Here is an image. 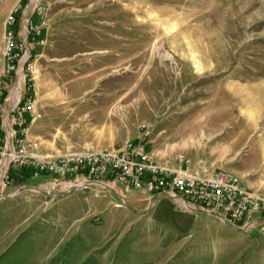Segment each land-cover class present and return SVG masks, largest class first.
<instances>
[{
	"label": "rangeland",
	"instance_id": "1",
	"mask_svg": "<svg viewBox=\"0 0 264 264\" xmlns=\"http://www.w3.org/2000/svg\"><path fill=\"white\" fill-rule=\"evenodd\" d=\"M11 13L20 40L31 27L19 62L32 66L34 112L13 133L26 157L142 141L160 164L187 157L264 198V0H0V79ZM13 168L0 264H153L167 248L119 184L142 188Z\"/></svg>",
	"mask_w": 264,
	"mask_h": 264
},
{
	"label": "built area",
	"instance_id": "2",
	"mask_svg": "<svg viewBox=\"0 0 264 264\" xmlns=\"http://www.w3.org/2000/svg\"><path fill=\"white\" fill-rule=\"evenodd\" d=\"M18 23L17 14L7 17L5 65L0 79V197L13 181L10 169L22 167L31 168L35 175H84L88 181H101L113 175L114 180L128 187L169 196L190 211L213 213L239 227L264 216V198L246 188L239 176L224 170L200 174L191 170L192 162L187 157L180 158L179 169L169 161L160 164L142 141L128 142L117 152L88 150L49 161L26 157L23 139L13 137V133L26 135L28 120L34 112V98L26 91L31 87L32 66L28 58L19 62L27 52L31 27L25 22L29 30L23 41L18 38Z\"/></svg>",
	"mask_w": 264,
	"mask_h": 264
},
{
	"label": "crops",
	"instance_id": "3",
	"mask_svg": "<svg viewBox=\"0 0 264 264\" xmlns=\"http://www.w3.org/2000/svg\"><path fill=\"white\" fill-rule=\"evenodd\" d=\"M200 168L192 166L191 170L206 174ZM119 186L139 210H148L150 229L159 228L167 238V248L161 250L159 258L151 260L153 264H264V216L239 227L213 213L190 211L169 196H157L144 188L125 193L123 185ZM164 200L169 204L161 216L153 213L152 208L156 206L158 210ZM18 258L13 257L12 262Z\"/></svg>",
	"mask_w": 264,
	"mask_h": 264
},
{
	"label": "trees",
	"instance_id": "4",
	"mask_svg": "<svg viewBox=\"0 0 264 264\" xmlns=\"http://www.w3.org/2000/svg\"><path fill=\"white\" fill-rule=\"evenodd\" d=\"M10 174H11V176H12V178H17L18 177V173L16 172V170H15V168H11L10 169ZM110 180H112L113 179V175H109V177H108Z\"/></svg>",
	"mask_w": 264,
	"mask_h": 264
}]
</instances>
